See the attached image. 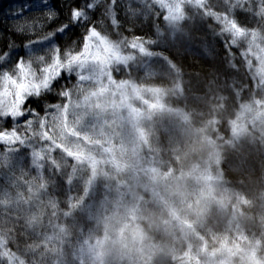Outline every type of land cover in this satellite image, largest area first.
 I'll return each instance as SVG.
<instances>
[{"label":"snow or ice","instance_id":"1","mask_svg":"<svg viewBox=\"0 0 264 264\" xmlns=\"http://www.w3.org/2000/svg\"><path fill=\"white\" fill-rule=\"evenodd\" d=\"M8 3H0V220L8 226L0 264H27L22 238L51 226L49 208L72 199L77 118L87 123L119 78L178 86L196 102L264 91V0Z\"/></svg>","mask_w":264,"mask_h":264},{"label":"rangeland","instance_id":"2","mask_svg":"<svg viewBox=\"0 0 264 264\" xmlns=\"http://www.w3.org/2000/svg\"><path fill=\"white\" fill-rule=\"evenodd\" d=\"M0 3L9 6L8 0ZM177 95L175 86L160 90L124 76L89 109L87 123H81L84 113L77 118L75 172L68 169L75 176L72 199L48 214L53 230L56 216L76 222L79 214L102 230L82 250V264H264V238H249L240 215L223 220L220 152L210 140L213 133L232 146L250 135L264 144V91L258 102L240 106L226 140L215 128L203 135L190 127L182 108L168 104ZM166 121L178 124L173 137L180 145L170 149V136L159 141L156 133ZM212 215L223 225L222 234L208 228ZM2 229L0 224V234ZM53 230L46 242L54 240ZM33 259L29 264H42V258Z\"/></svg>","mask_w":264,"mask_h":264},{"label":"trees","instance_id":"3","mask_svg":"<svg viewBox=\"0 0 264 264\" xmlns=\"http://www.w3.org/2000/svg\"><path fill=\"white\" fill-rule=\"evenodd\" d=\"M144 18L147 20L148 16L145 15ZM205 23L211 24V20H207ZM205 51H208L209 56L213 55L208 49ZM185 62L190 67H200L194 62V57L187 58ZM175 87L178 95L171 96L168 104L181 107L190 119L188 125L198 129L200 134L206 135L205 132L213 131L215 128L217 133L223 135V138L225 137L224 140L229 138L228 134L240 106L243 103L258 102L262 94V91L255 95L244 93L243 99L240 96L232 99L227 94L217 92L210 93L207 99L196 102L192 99V93L182 92L178 86ZM176 125L178 124L169 121L161 128L156 127L159 141L170 136L167 146L169 149L180 145L175 136L173 137ZM205 125L207 126L205 127ZM204 127L205 129H203ZM210 140L215 143L220 152L219 166L224 184V201L227 205L223 220L225 221L227 215L231 213L236 216L240 215L239 222L241 221L242 225L240 226L243 232L249 238L255 236L263 239L264 234H261L260 229L261 218L262 215L264 216V144L259 143L256 138H252L250 135H245L232 146L224 145L221 138L215 139L213 133ZM51 219L53 220V217ZM208 223L212 224V226L208 224V228H212L213 232L217 233V230L219 233H223L220 229L223 228V225L213 215L208 219ZM0 224L6 235L8 226L2 220H0ZM31 227L29 225V230ZM54 229L46 224L44 231H41L40 225H37L34 237L22 238L21 252L28 260L27 264L32 260L36 263L37 260L33 259V255L35 258H42V260H38L42 264H82V261L78 260L82 250L87 249L89 243L93 241L92 237H97L100 232L102 233V230L95 228L92 222L85 221L82 214L76 216V222H73L69 217L56 216ZM52 230L54 231V240L46 242ZM56 233L59 237H64L63 243L57 240ZM44 242L47 243L46 248L43 246ZM26 248H31L35 252L27 251ZM43 250L46 252L43 253ZM97 250L101 251V248L98 247ZM81 257H84L83 252ZM89 261L87 257L86 263Z\"/></svg>","mask_w":264,"mask_h":264}]
</instances>
